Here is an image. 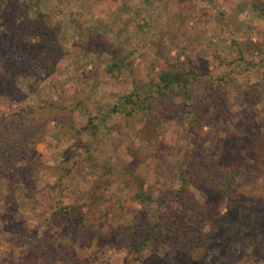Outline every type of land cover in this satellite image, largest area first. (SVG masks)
<instances>
[{
	"label": "rangeland",
	"instance_id": "374dc122",
	"mask_svg": "<svg viewBox=\"0 0 264 264\" xmlns=\"http://www.w3.org/2000/svg\"><path fill=\"white\" fill-rule=\"evenodd\" d=\"M24 1L0 0L11 26L25 16L43 25L29 37L17 81L0 80V131L10 145L38 139L13 182L0 177V264H68L67 251L84 264H157L166 247L153 240L135 252L133 235L163 201L181 210L197 158L185 97L169 94L148 115L111 108L122 95L146 93L167 65H181L194 72L191 93L205 106L201 151L217 154L220 175L254 168L264 135V0H40L41 15ZM114 53L119 74L109 69ZM216 135L219 149L210 142ZM134 175L145 181L147 203L134 199ZM190 194L211 221L226 211V198L204 180ZM64 205H75L83 222L57 214Z\"/></svg>",
	"mask_w": 264,
	"mask_h": 264
},
{
	"label": "trees",
	"instance_id": "16d2710c",
	"mask_svg": "<svg viewBox=\"0 0 264 264\" xmlns=\"http://www.w3.org/2000/svg\"><path fill=\"white\" fill-rule=\"evenodd\" d=\"M10 1L17 6V0ZM24 7L27 10L35 9L41 15L40 0H25ZM7 17L8 14L0 10V19L5 26V30H1L0 26V80L8 78L16 82L18 79L16 70L22 68V62L28 57L24 54L28 42H31L29 37L31 35L39 37L43 25L25 16L21 18L20 24H17L18 27H14L15 24L11 26L10 22H5L8 20ZM5 36L14 42L11 46H8L7 42L2 43L1 40L7 39ZM112 59L109 69L119 74L122 66L116 61L115 53ZM47 66L51 65L47 63ZM193 79L195 76L192 70L181 65L169 64L161 70L157 79L151 81L146 93L122 95L111 108L113 113L125 112L130 116L148 115L154 111L153 103L169 94L177 95L182 92L185 97L189 143L193 153H197L195 161L189 164L192 175L185 177L180 190L184 194L181 210L175 211L163 201L162 204L165 205L163 208L160 206L157 218L141 226L134 233L135 252H141L149 242L156 240L161 246L166 247L164 258L157 264H264V135L259 140L260 158L254 168L248 172L241 168H233L229 174L220 175L214 169L219 160L217 154L213 151H201V146L206 140L204 127L207 116L202 99L191 93L190 85ZM96 127V125L92 127L93 134ZM6 133L7 131L4 134ZM37 139L36 134H28L20 144L10 145L3 140L0 131V177L9 183L13 182L16 163L29 155V144L33 145ZM210 142L212 148L219 149L220 136L212 137ZM32 151L34 152L32 162L35 164L37 152ZM133 178L137 186L134 199L141 203L152 200L145 190L144 179L138 175H134ZM198 180L206 181L211 188L226 198V211L219 219L214 218L211 221L204 206L190 194V189L197 185ZM57 214L72 215L80 222L84 220L75 205H64L59 208ZM205 220L212 223L208 230H204ZM196 250L203 252L202 258L198 261L194 260ZM63 257L68 264H84L71 256L69 251L65 252Z\"/></svg>",
	"mask_w": 264,
	"mask_h": 264
}]
</instances>
